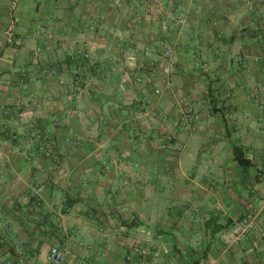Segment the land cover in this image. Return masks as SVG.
Returning a JSON list of instances; mask_svg holds the SVG:
<instances>
[{"label":"crops","instance_id":"0c3cea01","mask_svg":"<svg viewBox=\"0 0 264 264\" xmlns=\"http://www.w3.org/2000/svg\"><path fill=\"white\" fill-rule=\"evenodd\" d=\"M257 96L264 0H0V264H264Z\"/></svg>","mask_w":264,"mask_h":264},{"label":"built area","instance_id":"2783aa9c","mask_svg":"<svg viewBox=\"0 0 264 264\" xmlns=\"http://www.w3.org/2000/svg\"><path fill=\"white\" fill-rule=\"evenodd\" d=\"M175 54V49L172 46H168L163 50L161 56L163 60H168ZM127 61L130 64H135L137 62V57L135 54L127 57ZM164 73L169 75L171 73L170 68L166 67ZM179 114L184 117L189 124H192L197 119V110L189 102H185L181 107L178 108ZM39 194V193H38ZM36 203L40 204V197L36 198ZM254 228V221L249 217L245 216L240 221H238L230 230L222 234V240L227 245H236L239 244L245 239L250 231ZM140 233L145 234L147 237H151L152 234L150 231L142 230ZM139 255L146 257L147 251L140 250ZM68 257V251L60 247H52L48 254L49 264H65Z\"/></svg>","mask_w":264,"mask_h":264},{"label":"trees","instance_id":"16d2710c","mask_svg":"<svg viewBox=\"0 0 264 264\" xmlns=\"http://www.w3.org/2000/svg\"><path fill=\"white\" fill-rule=\"evenodd\" d=\"M208 96H209L211 110L213 114L219 115L221 117L226 133L227 135H230L228 124L226 120L224 119L223 111L217 108L218 99H216V97L213 95V90H212L211 85L208 87ZM232 153H233L234 160L244 170V172H249V170L254 167L252 160L247 156L244 146L241 145L239 142H235L233 144Z\"/></svg>","mask_w":264,"mask_h":264},{"label":"rangeland","instance_id":"374dc122","mask_svg":"<svg viewBox=\"0 0 264 264\" xmlns=\"http://www.w3.org/2000/svg\"><path fill=\"white\" fill-rule=\"evenodd\" d=\"M233 73V72H232ZM205 75H207V72H205L204 73ZM229 74H231V73H229ZM234 76V74H231V77H233ZM253 78V77H252ZM251 78V81H254L253 79ZM207 79H209V81H211L210 80V77L207 75ZM240 81H242V80H240ZM212 83V82H211ZM211 87H212V90H213V95L215 96V94L214 93H217V92H219V90H221V89H219V88H217V87H213V85H211ZM210 104V103H209ZM194 107H195V109L197 110V107L195 106V105H193ZM211 105H204L203 107H201L202 108V110H203V112H204V115H205V117H208V114H209V111H212L211 110V108H209ZM230 107H231V104L229 103V102H227V100H226V96L224 97V96H222V95H220V99H218V105H217V108L218 109H221V111H223V112H228L229 110H230ZM250 108L251 109H253V110H256V111H262V112H264V97H261V96H257L256 98H254V101H251V106H250ZM197 113H198V110H197ZM200 113V112H199ZM222 123V122H221ZM231 130L232 131H235L236 129H237V125L236 124H234L232 121H231ZM255 130V129H254ZM259 131H261L260 133H262L263 132V134L262 135H264V125H261L260 126V130ZM252 138V136L249 138V140ZM144 234L143 233H140L139 232V234L137 235V236H135V238L137 239L138 237H141V236H143ZM139 256H141V255H139ZM143 256H141V258H142ZM146 257H148V255L146 256Z\"/></svg>","mask_w":264,"mask_h":264}]
</instances>
